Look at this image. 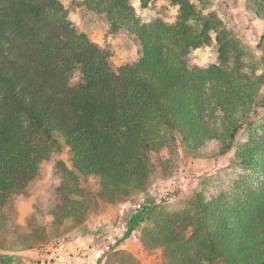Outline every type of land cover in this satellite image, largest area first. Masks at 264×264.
Segmentation results:
<instances>
[{"label": "trees", "instance_id": "16d2710c", "mask_svg": "<svg viewBox=\"0 0 264 264\" xmlns=\"http://www.w3.org/2000/svg\"><path fill=\"white\" fill-rule=\"evenodd\" d=\"M172 1L178 12L167 23L140 19L131 0H82L111 31L127 26L136 37L139 58L113 68L108 51L77 28L60 0H0V241L13 193L40 175L56 142L68 151L62 167L74 183L60 191L54 223L85 216V198L69 193L82 191L79 183L87 185L89 177L96 198L112 202L144 189L153 154L164 149L197 151L211 140L220 154L232 149L258 103L261 78L246 71L238 51L233 60L227 56L217 14L190 0ZM139 3L146 8L149 0ZM246 5L264 17V0ZM211 32L217 63L189 67V50L206 44ZM74 71L80 81L71 84ZM234 156L249 172L231 191L214 197L196 191L185 207L168 213H152L161 200L140 204L123 237L149 215L141 243L159 248L165 264H264V122L248 130ZM50 235L45 226L28 225L12 247L28 248ZM132 263L125 254L106 264Z\"/></svg>", "mask_w": 264, "mask_h": 264}, {"label": "rangeland", "instance_id": "374dc122", "mask_svg": "<svg viewBox=\"0 0 264 264\" xmlns=\"http://www.w3.org/2000/svg\"><path fill=\"white\" fill-rule=\"evenodd\" d=\"M60 1L77 28L108 51L113 68L139 58V45L127 26L113 32L109 22L86 9L82 0ZM190 1L203 12L217 14L226 28L225 40L230 44L227 56L233 60L238 51L246 71L261 78L258 103L237 131L232 149L220 154L217 142L212 140L197 151L180 145L173 151L164 149L153 154L155 167L144 189L112 202L96 198L95 179L89 177L87 185L79 183L82 191L75 189L69 193L75 199L85 198L88 207L85 216L54 223L50 214L57 209L58 195L63 188L74 183L62 167V162L67 165L68 151L56 142L52 155L41 165L40 175L12 195L11 204L6 208L10 223L5 240L0 241V258L6 256L10 264H37L39 257L55 256L62 260L68 254H76L81 257L82 264H106L130 254L132 264H165L159 248L145 250L141 243L142 226L151 225L149 215L130 235L123 237L129 215L140 204L150 205L160 200L152 213L181 210L192 193L201 191L207 197H214L221 191L229 192L233 189V181L249 172L237 163L234 150L245 140L250 128L264 122V17L250 11L247 0ZM131 4L135 14L144 21L160 17L173 23L178 12V5L172 0H149L146 8L140 7L139 0H131ZM216 36V32H211L206 44L189 50L185 58L189 67L217 63L219 47ZM78 81L80 73L74 71L70 82L75 84ZM28 225L45 226L51 235L28 248L12 247L15 234L28 231Z\"/></svg>", "mask_w": 264, "mask_h": 264}, {"label": "built area", "instance_id": "2783aa9c", "mask_svg": "<svg viewBox=\"0 0 264 264\" xmlns=\"http://www.w3.org/2000/svg\"><path fill=\"white\" fill-rule=\"evenodd\" d=\"M81 257L76 254H68L62 260L59 257L53 256L52 258H38L37 264H82Z\"/></svg>", "mask_w": 264, "mask_h": 264}, {"label": "flooded vegetation", "instance_id": "af4514ba", "mask_svg": "<svg viewBox=\"0 0 264 264\" xmlns=\"http://www.w3.org/2000/svg\"><path fill=\"white\" fill-rule=\"evenodd\" d=\"M0 264H10V262L6 256H3L0 258Z\"/></svg>", "mask_w": 264, "mask_h": 264}]
</instances>
